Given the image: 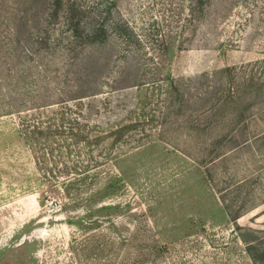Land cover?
I'll list each match as a JSON object with an SVG mask.
<instances>
[{
  "label": "rangeland",
  "instance_id": "rangeland-1",
  "mask_svg": "<svg viewBox=\"0 0 264 264\" xmlns=\"http://www.w3.org/2000/svg\"><path fill=\"white\" fill-rule=\"evenodd\" d=\"M115 1L76 75L0 41V264H264V0Z\"/></svg>",
  "mask_w": 264,
  "mask_h": 264
},
{
  "label": "trees",
  "instance_id": "trees-1",
  "mask_svg": "<svg viewBox=\"0 0 264 264\" xmlns=\"http://www.w3.org/2000/svg\"><path fill=\"white\" fill-rule=\"evenodd\" d=\"M116 7L115 0H0V41L11 42L19 38L21 28L32 27L37 48L28 60L33 61L40 52V57L47 55L46 69L37 70L50 73L53 68L58 72L55 76L62 71L76 75L85 52L107 41L110 16ZM192 11L190 7L189 22L194 19ZM49 56H54L51 61Z\"/></svg>",
  "mask_w": 264,
  "mask_h": 264
}]
</instances>
